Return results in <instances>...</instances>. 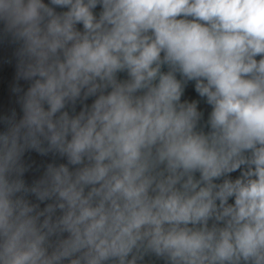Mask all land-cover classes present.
Wrapping results in <instances>:
<instances>
[{
    "label": "clouds",
    "instance_id": "obj_1",
    "mask_svg": "<svg viewBox=\"0 0 264 264\" xmlns=\"http://www.w3.org/2000/svg\"><path fill=\"white\" fill-rule=\"evenodd\" d=\"M0 46V264H264V0H0Z\"/></svg>",
    "mask_w": 264,
    "mask_h": 264
},
{
    "label": "water",
    "instance_id": "obj_2",
    "mask_svg": "<svg viewBox=\"0 0 264 264\" xmlns=\"http://www.w3.org/2000/svg\"><path fill=\"white\" fill-rule=\"evenodd\" d=\"M12 49L8 47L0 46V110L5 108L16 107L19 111L18 106L15 105V97L11 94V87L14 83V61L8 63L11 60ZM191 96H195L194 91L189 88L188 90ZM202 107H206L203 106ZM29 161H35L37 165H43L47 162V158L40 157L36 153H31L26 157ZM37 173L26 174V178L31 180L32 176Z\"/></svg>",
    "mask_w": 264,
    "mask_h": 264
}]
</instances>
